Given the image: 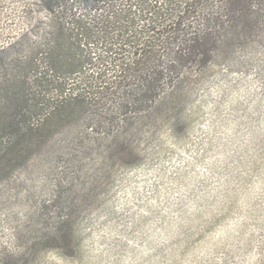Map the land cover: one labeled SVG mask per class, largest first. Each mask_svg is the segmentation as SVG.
<instances>
[{
    "label": "trees",
    "instance_id": "16d2710c",
    "mask_svg": "<svg viewBox=\"0 0 264 264\" xmlns=\"http://www.w3.org/2000/svg\"><path fill=\"white\" fill-rule=\"evenodd\" d=\"M33 1L43 17L0 47V264L81 251V206L184 131L222 67L253 74L244 119L264 115V0Z\"/></svg>",
    "mask_w": 264,
    "mask_h": 264
},
{
    "label": "rangeland",
    "instance_id": "374dc122",
    "mask_svg": "<svg viewBox=\"0 0 264 264\" xmlns=\"http://www.w3.org/2000/svg\"><path fill=\"white\" fill-rule=\"evenodd\" d=\"M32 17H43L33 0H0V47ZM222 68L195 97L184 131L157 139L160 151L116 172L100 201L90 196L81 206V251L67 258L49 254L42 264L255 260L264 234L257 213V201L264 209V176L257 169L264 167V115L244 119L258 93L253 74ZM250 239L253 245L246 244Z\"/></svg>",
    "mask_w": 264,
    "mask_h": 264
}]
</instances>
